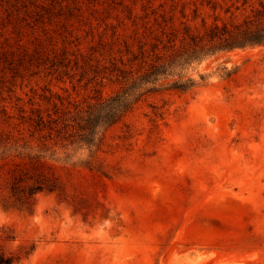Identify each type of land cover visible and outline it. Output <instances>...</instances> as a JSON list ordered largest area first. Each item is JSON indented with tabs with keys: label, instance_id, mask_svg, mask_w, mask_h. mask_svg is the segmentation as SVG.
<instances>
[{
	"label": "rangeland",
	"instance_id": "374dc122",
	"mask_svg": "<svg viewBox=\"0 0 264 264\" xmlns=\"http://www.w3.org/2000/svg\"><path fill=\"white\" fill-rule=\"evenodd\" d=\"M186 77V93L149 98L108 133L134 131L108 158L123 175L73 168L88 150L70 151L55 169L65 196L41 194L30 210L0 203V251L16 264H264V46Z\"/></svg>",
	"mask_w": 264,
	"mask_h": 264
},
{
	"label": "trees",
	"instance_id": "16d2710c",
	"mask_svg": "<svg viewBox=\"0 0 264 264\" xmlns=\"http://www.w3.org/2000/svg\"><path fill=\"white\" fill-rule=\"evenodd\" d=\"M262 46L264 0H0V203L65 196L55 169L70 151L88 150L73 168L123 175L108 158L134 131L110 141L112 129L149 98L190 90L193 65ZM0 264L16 260L0 251Z\"/></svg>",
	"mask_w": 264,
	"mask_h": 264
}]
</instances>
